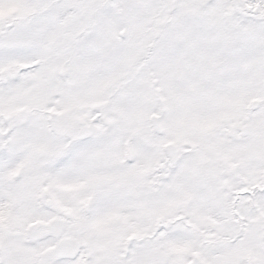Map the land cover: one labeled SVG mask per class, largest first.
Returning a JSON list of instances; mask_svg holds the SVG:
<instances>
[{"label": "snow or ice", "instance_id": "snow-or-ice-1", "mask_svg": "<svg viewBox=\"0 0 264 264\" xmlns=\"http://www.w3.org/2000/svg\"><path fill=\"white\" fill-rule=\"evenodd\" d=\"M0 264H264V0H0Z\"/></svg>", "mask_w": 264, "mask_h": 264}]
</instances>
